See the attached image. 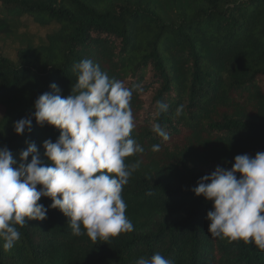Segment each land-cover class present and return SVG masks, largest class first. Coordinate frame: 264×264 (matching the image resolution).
I'll list each match as a JSON object with an SVG mask.
<instances>
[{
    "label": "trees",
    "instance_id": "trees-1",
    "mask_svg": "<svg viewBox=\"0 0 264 264\" xmlns=\"http://www.w3.org/2000/svg\"><path fill=\"white\" fill-rule=\"evenodd\" d=\"M28 18L56 30L38 43L22 39L13 58L0 55V147L13 167L31 142L51 166L43 142H56L60 130L37 124L34 103L53 83L69 96L73 66L84 59L133 90L131 138L144 152L125 158L142 161L122 190L132 232L107 242L74 236L41 197L47 219L17 226L11 250L0 239V264H135L157 252L173 264H264L254 244L211 237L212 202L192 191L237 155L264 152V0H0V36L17 35ZM158 101L168 105L159 115ZM26 117L31 131L17 135L14 123Z\"/></svg>",
    "mask_w": 264,
    "mask_h": 264
},
{
    "label": "clouds",
    "instance_id": "clouds-1",
    "mask_svg": "<svg viewBox=\"0 0 264 264\" xmlns=\"http://www.w3.org/2000/svg\"><path fill=\"white\" fill-rule=\"evenodd\" d=\"M73 70L78 81L69 96L62 97L53 83L50 88L54 91L43 93L34 103L37 124L60 130L56 142H43L51 166L42 164L34 142L21 151L17 168L11 151L0 147V239L5 251L20 240L17 226H26L27 220L47 219L48 209L38 203L41 197L50 198L49 207L68 218L74 236L107 242L134 230L122 198L124 186L142 163L127 164L125 158L144 152L131 138L135 128L133 90L121 80L109 79L90 59L74 64ZM157 109L159 115L168 105L158 101ZM182 112L180 105L176 115ZM31 127V117L14 123L17 135L30 132ZM152 130L165 140L169 138L159 123ZM159 147L153 145L152 151ZM29 156L31 161L25 163ZM38 185L42 187L38 189ZM192 191L212 202L206 216L211 237L228 238L230 243L242 240L264 251V152L254 157L237 155L231 169L217 166L201 177ZM135 264L173 262L157 252L150 258L140 257Z\"/></svg>",
    "mask_w": 264,
    "mask_h": 264
},
{
    "label": "rangeland",
    "instance_id": "rangeland-1",
    "mask_svg": "<svg viewBox=\"0 0 264 264\" xmlns=\"http://www.w3.org/2000/svg\"><path fill=\"white\" fill-rule=\"evenodd\" d=\"M24 24L23 28L20 29L15 35L12 37H2L0 36V55L7 56L13 58V54L18 47V43L23 41L25 38H33L35 35L34 42L38 43V40L42 41L44 39L45 34L51 33L56 30L55 26L47 27L46 29L39 28L38 26L33 25V22L30 18L26 20H22ZM23 39V40H22ZM39 41V42H40ZM3 113L2 108L0 107V117Z\"/></svg>",
    "mask_w": 264,
    "mask_h": 264
}]
</instances>
